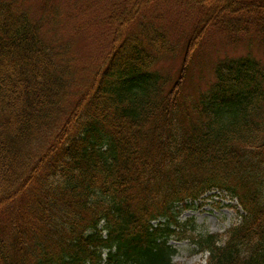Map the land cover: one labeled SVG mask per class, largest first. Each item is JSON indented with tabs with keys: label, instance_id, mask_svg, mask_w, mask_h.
<instances>
[{
	"label": "trees",
	"instance_id": "obj_1",
	"mask_svg": "<svg viewBox=\"0 0 264 264\" xmlns=\"http://www.w3.org/2000/svg\"><path fill=\"white\" fill-rule=\"evenodd\" d=\"M168 1L0 0V264H181L170 239L264 264V62L224 55L182 92L207 35L264 45V0H171L175 39L152 10ZM67 7L104 51L75 53ZM212 189L237 219L196 231L179 212Z\"/></svg>",
	"mask_w": 264,
	"mask_h": 264
},
{
	"label": "rangeland",
	"instance_id": "obj_2",
	"mask_svg": "<svg viewBox=\"0 0 264 264\" xmlns=\"http://www.w3.org/2000/svg\"><path fill=\"white\" fill-rule=\"evenodd\" d=\"M61 1V0H60ZM112 0H100L104 4ZM62 2L60 3V5ZM174 6L178 11L185 7L184 3H178L169 0L168 3L162 4L158 2L152 10H156L164 17L162 26L169 31L172 38L175 39L179 30L187 23V19H183L177 14ZM151 10V9H150ZM62 18V32L70 37L72 47L78 55H85L91 51H104L107 48V32L103 27L92 26L91 31H86L92 21H87V17H91L90 10L82 9L81 14H74L68 9L64 10ZM95 18V17H94ZM87 28L74 32L84 25ZM241 36L237 42H230L221 38L217 34H209L198 46L194 57L188 67L182 92L195 96L194 88H204L212 78V67L217 59L226 55H239L249 52L256 58L264 62V45L256 40L250 42ZM178 57V55H177ZM82 60V59H80ZM177 62L176 57H165L158 61V65L164 71L171 72L173 66ZM234 200H230L222 195V192H216L215 189L204 192L199 199L193 202L189 207L183 208L178 215L180 220L186 217H192V224L196 231H221L229 223L237 219V212L232 206ZM177 247V252L173 255V260L181 264H202L205 251L192 252L193 245L187 239L174 240L170 239Z\"/></svg>",
	"mask_w": 264,
	"mask_h": 264
}]
</instances>
